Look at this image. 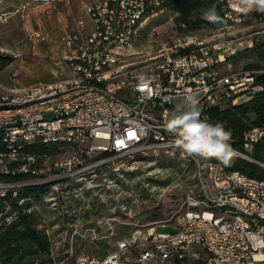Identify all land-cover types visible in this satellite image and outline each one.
<instances>
[{
	"label": "built area",
	"instance_id": "built-area-1",
	"mask_svg": "<svg viewBox=\"0 0 264 264\" xmlns=\"http://www.w3.org/2000/svg\"><path fill=\"white\" fill-rule=\"evenodd\" d=\"M33 1L41 5L61 2L72 10L71 0ZM80 1L82 14L76 17L70 11L72 26L60 37L61 54L55 59L56 65L68 67L70 75L21 90L11 88V94L0 96V143L4 146L0 148V172L30 174L23 181L0 179V196L9 191L15 195L18 187L27 185L47 183L50 189L61 181L36 180L45 176L43 170L53 153L21 152L25 143L40 140L53 145L54 150L69 151V157L59 163L67 172L66 178L106 163V152L182 153L163 123L185 95H197L203 118L208 117V106L242 103L260 89L254 84L258 70L223 67L226 56L252 48V38L239 36L212 45L187 46L189 50L183 53L142 54L134 46L140 27L160 4L158 0ZM217 1L228 21L264 17L255 11L241 14L233 8L232 0ZM24 7L0 13V22ZM28 36L39 41L48 38V34L33 29ZM16 75L14 70L12 76ZM141 75L145 78L140 79ZM46 113L52 116L47 118ZM262 134L264 127L246 131L243 149L251 151ZM233 148L239 157L253 159ZM184 155L193 166V182L174 215L173 231L159 232L153 226L144 233L135 230L117 239L115 248L103 258L80 255L74 264H126L128 252L136 246H142L141 263L201 260L200 264H264V178L227 171L214 159ZM50 200L54 207L56 198ZM57 264H64V260Z\"/></svg>",
	"mask_w": 264,
	"mask_h": 264
},
{
	"label": "rangeland",
	"instance_id": "rangeland-1",
	"mask_svg": "<svg viewBox=\"0 0 264 264\" xmlns=\"http://www.w3.org/2000/svg\"><path fill=\"white\" fill-rule=\"evenodd\" d=\"M158 6L140 27V37L134 46L136 51L147 55L162 51L173 54L187 46L212 45L217 41L241 36L243 40L252 38L254 46L241 48L235 55L226 56L223 67L231 71H243L261 70L258 66H264V21L253 17L240 22L229 21L230 24L225 26L186 29L175 23L177 13ZM14 9L8 5L0 8V13ZM76 10V7H72L70 11ZM25 15L26 10L21 9L15 14L11 13L5 22H0V44L6 50L3 52L10 56L11 61L17 58V62H24H8L2 64L1 68L16 70L17 77L22 74V66L27 67L30 63L35 68L42 65L55 67V57L51 59V54L45 50L55 45L56 36L53 33L51 35L50 31L47 40L30 39L25 26L31 24L36 29L37 23L24 19ZM74 15L77 17L81 13ZM64 17L65 21L71 22L73 16L64 14ZM56 20V16L51 17L50 28L57 26ZM25 72L34 81L52 80L55 77L50 70L45 71L42 67ZM7 77L9 81V74H6ZM8 85L16 87L18 83L10 81ZM51 116L50 113L45 114L47 118ZM52 153V158L43 170L45 176L36 180L58 178L55 181H61L50 187L52 190L46 189L48 194H44L36 210L40 213V227L49 236L50 256L54 264L60 260H64V264H74L75 258L80 255L102 258L115 248L117 239L135 230L144 233L150 226L159 232L175 229L174 215L180 208L185 190L193 182V166L184 154H108L106 163L66 178L67 172L59 167V163H63L70 152L54 150ZM52 162H57L58 166L51 165ZM53 170L60 173L53 174ZM53 196L57 201L54 207L50 200ZM86 228L91 230L86 231ZM74 230L78 233H74ZM141 250L142 246L132 248L128 252L127 264H151L137 260ZM187 264L197 263L189 261Z\"/></svg>",
	"mask_w": 264,
	"mask_h": 264
},
{
	"label": "trees",
	"instance_id": "trees-1",
	"mask_svg": "<svg viewBox=\"0 0 264 264\" xmlns=\"http://www.w3.org/2000/svg\"><path fill=\"white\" fill-rule=\"evenodd\" d=\"M167 7L177 13L174 21L178 27L197 29L211 26H225L230 22L224 16V8L217 0H161L158 8ZM215 7L222 17V22L212 24L203 19V12ZM256 18L264 21V17L246 16L245 19ZM189 47L182 48L180 52H187ZM249 50V49H248ZM10 56L0 54V66L9 61ZM254 73V84L260 89L242 103L229 104L220 108L210 105L207 115L210 122H222L226 129L232 132V147L243 150L254 161L237 157L230 166H224L227 171H240L251 177L264 178V134L254 143L251 151L242 147L243 135L252 128L264 127V66H258ZM258 69V68H256ZM0 148L4 149L2 143ZM55 148L53 145L42 143L40 140L24 144L21 152L29 154H50ZM106 152L103 154L108 155ZM102 156V155H100ZM218 161V160H216ZM220 162V161H219ZM30 177L24 172H0V179L6 181H23ZM49 184L42 183L18 187L16 194L11 191L0 196V264H54L50 256V240L46 230L40 227L39 212L36 210L41 203L43 195ZM201 260L197 261L200 264Z\"/></svg>",
	"mask_w": 264,
	"mask_h": 264
},
{
	"label": "clouds",
	"instance_id": "clouds-1",
	"mask_svg": "<svg viewBox=\"0 0 264 264\" xmlns=\"http://www.w3.org/2000/svg\"><path fill=\"white\" fill-rule=\"evenodd\" d=\"M233 8L241 14L264 13V0H232ZM203 19L212 24L222 22L215 7L203 12ZM145 77L141 75L140 79ZM203 109L195 93L185 95L181 103L164 117L163 129L174 137L172 143L190 157L215 158L225 166L241 154L232 147V132L222 122L202 118Z\"/></svg>",
	"mask_w": 264,
	"mask_h": 264
},
{
	"label": "crops",
	"instance_id": "crops-1",
	"mask_svg": "<svg viewBox=\"0 0 264 264\" xmlns=\"http://www.w3.org/2000/svg\"><path fill=\"white\" fill-rule=\"evenodd\" d=\"M8 5L11 6V8H17V7L25 6L24 10H26V15H25L24 19L28 18L27 20L30 19L33 23H35V22L37 23L36 29L33 28L34 26H31V24L26 25L25 26L26 31L29 32L32 29L42 31V32L48 34L47 39H49L50 31H51V35L53 33L56 36L55 45L48 47L45 50V52H47V54H51V56H52L51 59L53 57H55V59H58L60 57L59 56L61 54V51L59 50V47L61 46L60 37L64 34V32L67 28L72 26V20H71V22L65 21L66 19L64 17V14L72 15V14H75L77 12L82 14V4H81L80 0H71V6L77 8L76 12L73 11L72 14L70 12V9L67 8V6L61 2L41 5L38 2H34L33 0H0V8L6 7ZM23 16H24V14H23ZM52 16H56V18H57L56 21L58 22L57 26L55 25L54 29L52 27L50 28V25H51L50 21H51ZM3 51H6V50L4 48H2L1 44H0V54L7 55V54H5L6 52H3ZM16 59L17 58L12 59L13 61H11L9 59L10 61H7L6 64L8 62L11 64H12V62L13 63L17 62ZM17 63L23 64L24 62L22 61V62H17ZM39 63H41V62H39ZM33 65H34L33 63H30L27 67L22 66L23 71H22V74L20 75V77H17L18 72H17V75L15 77H12V72L14 71V69L9 70V68H7V67L2 69L1 68L2 66H0V69H2V70H0V96L11 94V92H10L11 88H14V90H21V89L26 88V87L34 84V83L56 82V81H59V80L66 78L70 75V70L68 69L67 66L56 65L55 61H53V65L55 67H52V66L48 67L46 65H42V66L35 68ZM41 67L44 68L45 71L50 70L52 75L55 74V77L52 80L34 81L33 79H30L28 77V74L25 72V70H29V69L30 70H32V69L39 70ZM56 68H58V69H56ZM6 74H9V79H10L9 81H8V77L6 78ZM10 81H14V82L18 83V86L9 87L8 84ZM104 256H102V258ZM151 264H153V263H151Z\"/></svg>",
	"mask_w": 264,
	"mask_h": 264
},
{
	"label": "water",
	"instance_id": "water-1",
	"mask_svg": "<svg viewBox=\"0 0 264 264\" xmlns=\"http://www.w3.org/2000/svg\"><path fill=\"white\" fill-rule=\"evenodd\" d=\"M247 160H249V159H247ZM250 161H254V159H252ZM259 164L262 165V166H264V163H259Z\"/></svg>",
	"mask_w": 264,
	"mask_h": 264
}]
</instances>
